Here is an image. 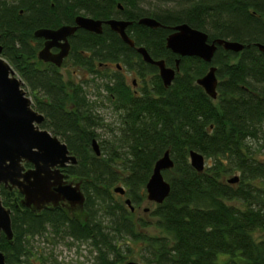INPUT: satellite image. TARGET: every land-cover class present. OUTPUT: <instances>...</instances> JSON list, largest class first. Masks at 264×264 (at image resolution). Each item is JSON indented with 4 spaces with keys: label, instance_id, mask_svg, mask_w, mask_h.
I'll use <instances>...</instances> for the list:
<instances>
[{
    "label": "trees",
    "instance_id": "16d2710c",
    "mask_svg": "<svg viewBox=\"0 0 264 264\" xmlns=\"http://www.w3.org/2000/svg\"><path fill=\"white\" fill-rule=\"evenodd\" d=\"M144 1L0 0L2 56L44 115L41 127L77 157L63 171L81 182L86 197L77 213L52 205L34 212L22 204L17 189L1 186L14 232L12 242L3 233L0 237L6 264H46L49 257L35 251L37 237L55 244L88 242L93 264H128L137 257L141 264H264V158L256 154L262 146L253 145L264 134V52L258 47L264 44V0H164L177 5L168 11L146 9ZM79 15L132 21L126 31L135 46L107 24L101 34L79 29L71 39L75 80L66 77L64 66L38 60L42 44L35 32L73 25ZM144 17L161 26L141 24ZM182 23L206 32L209 41H238L244 49L235 53L218 46L211 63L181 57L167 48V38ZM141 46L168 66L180 59L169 87L158 67L137 51ZM100 62L119 63L139 76L141 94L133 93L131 80L118 68L105 70ZM211 66L217 67L219 80L216 99L197 83ZM91 88L105 93L99 107L110 104L119 130L104 121ZM104 130H113L110 139ZM167 150L175 162L163 172L171 192L163 203L153 202L151 223L135 214L149 201L146 184ZM191 150L212 164L196 171ZM234 172L240 175L230 182ZM117 184L124 185V194L115 191L122 186ZM151 227L156 234H149Z\"/></svg>",
    "mask_w": 264,
    "mask_h": 264
},
{
    "label": "water",
    "instance_id": "95a60500",
    "mask_svg": "<svg viewBox=\"0 0 264 264\" xmlns=\"http://www.w3.org/2000/svg\"><path fill=\"white\" fill-rule=\"evenodd\" d=\"M140 23L151 28L161 26L159 21L150 17L142 18ZM104 24L118 33L125 43L135 46L134 40L126 31L132 21L116 18L103 21L79 15L75 25H63L58 29H39L35 32L36 37H44L47 40L45 47L39 52V59L61 66L71 48L69 36L80 28L101 34ZM53 46H59L61 51L53 54ZM218 46L238 53L245 45L226 39L209 41L206 32L188 23L175 26L167 38V48L175 54L181 57H197L208 63L212 62ZM258 47L264 52V44L259 43ZM137 51L145 62L158 67L164 85L169 87L180 70V59H177L175 67H172L168 66L164 59H154L144 46L137 47ZM2 52L0 35V237L3 233L12 242L14 232L11 209L3 204L2 185L17 189L23 195L22 204L34 212H40L49 205L58 207L62 202H68L73 208L83 207L86 197L81 182L70 181L68 175L63 172L65 167L77 163V157L57 135L41 127L45 120L44 115L34 108L33 101L24 88V80L18 77L11 64L2 56ZM216 70V66H211L208 72L197 80L213 99L218 97L219 80ZM92 146L96 154L100 155L96 139L93 140ZM190 163L198 172L205 170V156L198 151H190ZM27 164L31 166L27 167ZM174 166L175 162L169 150L156 161L146 184L149 201L160 204L169 196L171 184L165 179L163 172ZM237 180L238 176H235L230 182ZM115 191L124 194L125 188L118 186ZM126 203L134 210L130 199H127ZM0 264H6L5 253L1 249ZM128 264L141 263L130 261Z\"/></svg>",
    "mask_w": 264,
    "mask_h": 264
},
{
    "label": "rangeland",
    "instance_id": "374dc122",
    "mask_svg": "<svg viewBox=\"0 0 264 264\" xmlns=\"http://www.w3.org/2000/svg\"><path fill=\"white\" fill-rule=\"evenodd\" d=\"M145 3H143V6L146 9L154 10V9H161V10H171L176 8V4L173 2H167L164 0H145ZM12 66V65H11ZM15 70V69H14ZM74 67H69L65 70V74L67 78H73L75 80H78L79 77L74 74ZM73 72V74H72ZM18 77L22 78L20 74L17 72ZM131 77V75H130ZM132 78V77H131ZM151 78V77H150ZM23 79V78H22ZM25 88V87H24ZM27 89V88H26ZM25 89V90H26ZM28 90V89H27ZM90 90V89H89ZM97 90L94 88H91L90 90V98L93 100L96 105V107L101 110V113L104 116V121L108 124H110L111 128H114V130H119L117 127H119V120L116 117V114L114 113L113 109H111L110 104H106L105 109L99 107L100 104L103 102H106V98L103 96L105 93L103 92L102 95L96 93ZM27 95L33 100V96L31 95V92L28 90ZM103 105V104H102ZM110 132L113 133V130H110ZM103 136H105V139H110L112 133H108L105 130L101 131ZM253 145L257 148L262 146L261 151L256 152L257 156L264 158V134L261 135L258 141H253ZM212 164L211 159H206V167L210 166ZM240 175L239 173H232L229 175V177ZM122 185V184H117ZM116 186V185H115ZM124 186V185H122ZM114 193V192H113ZM114 196L116 199H119V194L114 193ZM154 204L153 202H144L137 210V213L135 214L136 217H142L144 219L149 220L151 223L155 221L154 217L151 214V209H153ZM149 234L154 235L156 234V230L154 227H151L148 231ZM43 238H35L34 244L36 246V250H41L44 252L46 256L49 257L46 264H93L94 260V252L92 247L88 244V242H77L73 241L72 239H63L59 240L56 244L51 242L43 241ZM73 242V243H71ZM135 261L141 262L140 258H135ZM35 263V261H33ZM37 264V263H36Z\"/></svg>",
    "mask_w": 264,
    "mask_h": 264
},
{
    "label": "flooded vegetation",
    "instance_id": "af4514ba",
    "mask_svg": "<svg viewBox=\"0 0 264 264\" xmlns=\"http://www.w3.org/2000/svg\"><path fill=\"white\" fill-rule=\"evenodd\" d=\"M75 24H76V21H75ZM75 24H73V25H75ZM111 28V27H110ZM80 29H82V28H80ZM79 30V29H78ZM77 30V31H78ZM85 30V29H84ZM112 30V29H111ZM77 31H76V33H77ZM86 31H88V30H86ZM113 31V30H112ZM88 32H91V31H88ZM76 33H74L73 35H71V36H69V38H68V41H69V43H70V45H71V39L76 35ZM93 33V32H92ZM39 39H40V43L42 44V47H41V50L45 47V45H46V42H47V40H46V38H44V37H38ZM72 47V46H71ZM40 50V51H41ZM39 51V52H40ZM61 51V48L59 47V46H53L52 48H51V52L53 53V54H58L59 52ZM71 54H72V48H70V51H69V54L63 59V62H62V65L61 66H58V65H56L55 63H53V62H50V61H44V60H41V59H39V56H38V60H40V61H42L44 64H54L55 66H57V67H63L64 66V68H63V71L65 72V70L67 69V68H69V67H75L74 66V62H73V60H71L70 59V56H71ZM39 55V54H38ZM65 64V65H64ZM102 65H104L103 66V68L105 69V70H110V71H112V70H114V68L116 67V68H118V70L122 73V74H124V75H126V77H127V81H130V88L132 89V91H133V93L136 95V96H138L139 95V93L141 92V89L144 87V84L142 83V81H141V79L139 78V76H137V75H135L133 72H128V70L126 69V68H124L121 64H119V63H117V64H113V63H108V64H103L102 62H100L99 63V66H101L102 67ZM74 74L75 75H78L77 74V70H75L74 71ZM130 75H131V77H130ZM84 77H86V76H84ZM141 94V93H140ZM65 168H67V167H65ZM64 168V169H65ZM63 169V170H64ZM64 172V171H63ZM65 173V172H64ZM66 175H68L67 173H65ZM68 179L70 180V181H73L74 183H76V182H78V181H75V180H73V179H71L70 177H69V175H68ZM3 186V185H2ZM5 187V186H4ZM6 188V187H5ZM65 207V208H68L70 211H72V212H74V213H77V212H79L83 207H76V208H73L68 202H62L58 207ZM84 206V205H83Z\"/></svg>",
    "mask_w": 264,
    "mask_h": 264
}]
</instances>
